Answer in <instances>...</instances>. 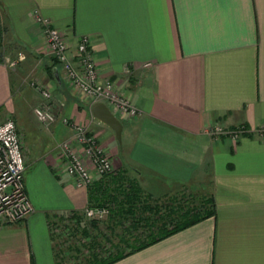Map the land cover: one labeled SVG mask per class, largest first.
I'll list each match as a JSON object with an SVG mask.
<instances>
[{"label": "crops", "instance_id": "1", "mask_svg": "<svg viewBox=\"0 0 264 264\" xmlns=\"http://www.w3.org/2000/svg\"><path fill=\"white\" fill-rule=\"evenodd\" d=\"M38 17L63 34L70 52L86 36L100 78L139 108L133 119L118 118L120 142L91 116L58 63L59 81L50 77ZM0 38L14 56L25 54L16 71L0 61L7 112L15 111L18 86L39 102L22 85L36 78L63 104L61 115L88 126L114 172L125 171L145 194L213 197L214 215L110 264H264V137L255 131L264 127V0H0ZM146 61L152 65L143 69ZM212 125L248 132L214 139L205 133ZM23 130L24 171L39 170L34 185L55 189L56 199L34 200L24 174L33 211L18 224H0V264H58L52 226L60 212L84 209L87 190L60 173V159L37 132L26 139Z\"/></svg>", "mask_w": 264, "mask_h": 264}, {"label": "built area", "instance_id": "2", "mask_svg": "<svg viewBox=\"0 0 264 264\" xmlns=\"http://www.w3.org/2000/svg\"><path fill=\"white\" fill-rule=\"evenodd\" d=\"M37 22L43 25L42 38L44 48L49 56L60 65L63 77L69 86L83 93L90 104L103 102L117 118L133 119L140 115L138 107L125 97L113 82L101 79L96 66L90 40L84 36L76 44L74 52H70L63 34L50 22L38 17ZM25 59V54L18 51L13 59H6L10 69L15 68ZM151 62L142 63L143 69L151 67ZM128 72V69H126ZM39 97V102L33 108L37 121L49 128L59 118L60 123L71 129L67 139L57 145V153L64 164L63 173L77 188H88L99 176L114 173L113 164L103 147L90 134L86 125L72 123L61 116L63 104L55 102L49 87L36 81L30 84ZM55 111V112H54ZM264 137V127L255 129ZM248 130L244 125L227 129L212 125L205 133L217 139L227 136L233 141L239 139ZM73 143L74 145H71ZM24 151L20 134L13 119L0 121V224L12 225L23 221L33 211L24 187ZM111 205H87L80 212H60L59 222L53 224L52 231L57 247L58 264H87L90 254L105 256L109 246L105 240L108 235L106 221ZM93 222L96 226H92ZM93 241L99 246L92 245Z\"/></svg>", "mask_w": 264, "mask_h": 264}, {"label": "trees", "instance_id": "3", "mask_svg": "<svg viewBox=\"0 0 264 264\" xmlns=\"http://www.w3.org/2000/svg\"><path fill=\"white\" fill-rule=\"evenodd\" d=\"M56 63L52 59L47 68L52 78ZM87 202V205H111L105 223L108 235L104 237L109 244L105 256L93 252L87 258V264H110L215 213L211 194L200 196L197 190H183L154 199L122 170L94 180L87 188ZM92 226L96 224L93 222ZM94 244L99 246L98 242L93 241Z\"/></svg>", "mask_w": 264, "mask_h": 264}, {"label": "rangeland", "instance_id": "4", "mask_svg": "<svg viewBox=\"0 0 264 264\" xmlns=\"http://www.w3.org/2000/svg\"><path fill=\"white\" fill-rule=\"evenodd\" d=\"M8 58L13 59L14 54L11 53L8 45H6V43L3 41V38H0V61L4 62V64L6 65V67L9 70L16 71V69L18 68L19 65H17L13 69H10L7 66V62H6V59H8ZM51 59H53V58H51ZM36 81H38V80H36V78L28 76V77H25V80H23L22 85H23V83H24V85L27 84L29 88L33 89L30 84H31V82H36ZM46 85L48 86V84H46ZM26 88H27V86H24V87L18 86V89H16L15 92L12 91V94H13L12 95V99H13L12 101L15 103V107H14L15 111L14 112H7L9 110L8 107H6V105L4 106V104L0 105V121H3L7 118L13 119L18 125V129H19V132L21 134L20 137L23 140L25 139V131L23 130L24 127H26L28 129L27 130L28 133L31 134L29 136H26V139H29V138L34 139V136L36 137V132H37L43 140V145L45 146V149L47 151L51 150L52 155L54 154V157H56L57 159H60V161L58 162V165H56V168H58V170H60V173L62 174L64 164L61 161V158L59 157V155L57 153V145H58L59 141L67 139L68 136L71 134V132L68 136L66 135L67 132L64 130L66 127L60 123V118L53 125H51L48 129L44 128L37 121V119L35 118V116L33 114V108L37 104V103H34L32 100L34 95L32 96L30 94L31 92H29L30 90H28ZM24 89H26V90H24ZM76 92H78V94L82 95L83 98L85 97V99H86V101H88V103L90 102V99H88L83 93H81L77 90H76ZM61 113H62V111H61ZM61 116H63V115H61ZM67 119H69L72 123H75V124L78 123V122L71 120L70 118H67ZM78 124L85 125L83 123H78ZM87 128H88V126H87ZM59 129H62L61 133H60ZM70 131H71V129H70ZM32 133H33V135H32ZM64 136H66V137L63 138ZM94 137L97 140L96 136H94ZM71 145H74V144L71 143ZM105 152L107 153V151H105ZM109 157H110V155H109ZM24 174H25V177H27L26 180H27V183L29 184L28 185V192H31L34 200L43 201L44 203H47V202H50V201H53L54 199H56L55 189L50 188V187L49 188L48 187L47 188H39V187H36L34 185L33 181L35 180V178H40V180H41V178H43V175L41 174V172L39 170H37L35 167H29L26 171H24ZM31 183H33V184H31ZM86 190H87V188H86ZM57 222L60 223L59 220H57ZM118 232H119V230L116 231V233H118ZM113 235H114V233H113Z\"/></svg>", "mask_w": 264, "mask_h": 264}, {"label": "water", "instance_id": "5", "mask_svg": "<svg viewBox=\"0 0 264 264\" xmlns=\"http://www.w3.org/2000/svg\"><path fill=\"white\" fill-rule=\"evenodd\" d=\"M55 78L59 81L57 69H53ZM89 112L97 121L109 127L115 136L117 142L121 141L122 124L112 111L101 101L90 104Z\"/></svg>", "mask_w": 264, "mask_h": 264}]
</instances>
